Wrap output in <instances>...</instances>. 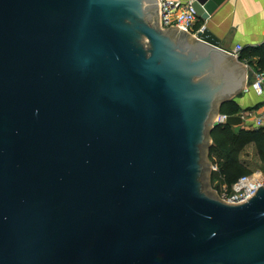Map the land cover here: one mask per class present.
<instances>
[{"label": "water", "instance_id": "1", "mask_svg": "<svg viewBox=\"0 0 264 264\" xmlns=\"http://www.w3.org/2000/svg\"><path fill=\"white\" fill-rule=\"evenodd\" d=\"M179 28L160 0H0V264H264V185L208 183L254 72Z\"/></svg>", "mask_w": 264, "mask_h": 264}, {"label": "crops", "instance_id": "2", "mask_svg": "<svg viewBox=\"0 0 264 264\" xmlns=\"http://www.w3.org/2000/svg\"><path fill=\"white\" fill-rule=\"evenodd\" d=\"M203 27L223 48L231 50L236 44H241L242 50L250 51L251 48L264 44V0H225L207 20L198 17L190 34L194 35ZM237 61L245 63L247 69L254 72L255 67H251L247 61L240 58H237ZM247 82L248 79L242 89L229 96L230 100H234L241 110L262 109L264 97L257 94L253 88H249L250 84ZM244 125L241 121L233 126L239 128L245 127Z\"/></svg>", "mask_w": 264, "mask_h": 264}, {"label": "built area", "instance_id": "3", "mask_svg": "<svg viewBox=\"0 0 264 264\" xmlns=\"http://www.w3.org/2000/svg\"><path fill=\"white\" fill-rule=\"evenodd\" d=\"M194 0H160L161 4V25L163 27L180 26L179 29L191 31L198 15L193 7ZM243 45L236 44L229 50L239 56ZM249 88H253L257 94L264 97V70L254 69V78ZM248 89V87L246 88ZM242 118V123L248 128L264 127V106L262 109L248 108L240 110L237 114ZM229 114L219 112L214 120L219 124L227 123ZM264 185V171L246 173L241 175L231 185L223 183L217 188L220 198L229 203H242L252 197L260 186Z\"/></svg>", "mask_w": 264, "mask_h": 264}, {"label": "trees", "instance_id": "4", "mask_svg": "<svg viewBox=\"0 0 264 264\" xmlns=\"http://www.w3.org/2000/svg\"><path fill=\"white\" fill-rule=\"evenodd\" d=\"M257 57V60H255ZM241 60L247 61L251 67L264 70V44L250 51L241 50L239 54ZM239 105L234 100L225 101L220 112L234 115L240 111ZM212 143L209 147V157L218 155L216 162L222 176V183L231 185L241 175L251 173L252 169L242 159V151L249 144H254L262 168L264 169V127L235 128L231 124H219L210 132Z\"/></svg>", "mask_w": 264, "mask_h": 264}, {"label": "rangeland", "instance_id": "5", "mask_svg": "<svg viewBox=\"0 0 264 264\" xmlns=\"http://www.w3.org/2000/svg\"><path fill=\"white\" fill-rule=\"evenodd\" d=\"M244 124V123H243ZM211 139V138H210ZM210 142V141H209ZM208 142V144H209ZM242 159L249 165V167L252 169V172H256L257 170L264 171V169L261 166L259 157L257 155L256 149L253 145H248L246 148L242 151ZM218 155L215 153L213 155V159L209 157V145L207 149V159L209 161V171H208V183L209 187L212 191H214L216 194L217 188H221L222 186V176L219 171V166L216 160H218Z\"/></svg>", "mask_w": 264, "mask_h": 264}]
</instances>
